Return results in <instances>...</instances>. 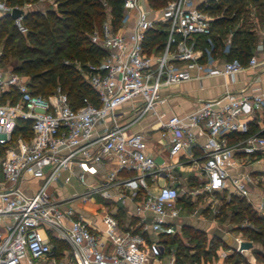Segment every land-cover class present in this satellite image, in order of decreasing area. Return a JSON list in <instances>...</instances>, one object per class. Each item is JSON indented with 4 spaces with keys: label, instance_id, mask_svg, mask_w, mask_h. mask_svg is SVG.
<instances>
[{
    "label": "built area",
    "instance_id": "built-area-1",
    "mask_svg": "<svg viewBox=\"0 0 264 264\" xmlns=\"http://www.w3.org/2000/svg\"><path fill=\"white\" fill-rule=\"evenodd\" d=\"M29 7L0 1V15ZM21 17L13 23L25 31ZM107 18L88 35L106 55L86 63L80 74L95 102L82 99L72 109L59 87L46 97L34 96L16 72L0 71V264H148L145 232L157 236L178 217L179 191L169 182H157L169 179L175 165L200 161L201 189L210 194L226 191L245 199L249 185L264 183V172L255 179L236 171L250 157L264 154V136L249 132L248 125L256 120L255 112L264 117V91L235 93L224 82L221 96L200 100L189 113L160 120L154 110L162 101L161 89L184 82L209 77L233 82L247 71L255 74L250 83L258 82L264 75L262 46L252 49L243 64L218 63L208 38L209 48H195L197 36L210 34L212 17L192 0H170L156 13L145 0H123L119 26L113 29ZM149 31L163 32V42L146 48ZM149 116L158 119L150 131L158 132L167 152L160 163L146 152L143 131H127ZM18 120L29 121L28 138L12 136ZM233 133L242 137L229 144L227 136ZM238 153L241 158L235 157ZM171 158L182 160L170 163ZM104 163L113 165L98 176L97 167ZM24 178L38 185L30 189ZM60 178L66 186L75 181L83 191L66 197L56 190L48 193ZM94 196L132 203L138 222L121 226L115 211L107 209L99 216L102 228L91 226L75 203ZM239 245L237 240L235 249L242 252ZM166 264L175 263L170 259Z\"/></svg>",
    "mask_w": 264,
    "mask_h": 264
},
{
    "label": "trees",
    "instance_id": "trees-1",
    "mask_svg": "<svg viewBox=\"0 0 264 264\" xmlns=\"http://www.w3.org/2000/svg\"><path fill=\"white\" fill-rule=\"evenodd\" d=\"M0 1L11 7L23 2L31 5L29 9L24 10L20 19L21 26L26 29L25 37L22 39H28L36 45H40L39 49L22 44V41L16 44L18 50L14 51L12 47L7 49L9 37L12 36L10 33L6 34V40L3 42V57L6 56L7 52H12L13 57L18 59V66L12 70L26 77V85L30 94L46 97L52 94L51 89L54 90L57 86L60 92L67 96L69 106L72 109L81 106L82 99L95 102L94 92L76 71L73 64H68V61L77 63L81 69L85 70L86 63H98L106 55L102 49L90 42L88 35L101 24L99 20L103 15L101 9L103 3L108 8L110 23L113 29H116L122 19L123 0H45L46 8L43 11L33 8V4L37 0ZM164 1L147 0L150 6L156 8L161 7ZM247 5H251L256 12L257 10L259 12V9L261 10L264 5V0H208L206 6L200 4L198 9L211 16L213 20L210 22V34L197 36L195 48H209V42L206 40L208 38L212 45V53H215L217 47L222 49L219 35H214L215 31L223 32L235 24L236 27L231 32L229 48L227 52L223 53L224 59L245 63L257 38L256 34L248 30L247 20L245 21L247 15L245 6ZM239 19L241 21L237 25ZM243 24L246 25L244 28L242 27ZM6 25H10L12 30L19 32L13 24V19L7 14H2L0 15V40L6 33ZM37 36L41 37L43 41L39 40ZM163 40V32L149 31L146 34L144 46L150 48L155 43L161 44ZM261 42L264 50V36ZM61 57L68 61H61ZM255 131V126L250 125L249 132ZM259 134L264 136V130ZM17 135L24 138L30 136L29 121L18 120L16 122L12 136ZM231 198L240 204L239 209L243 213L249 215L248 220L258 227L256 230L245 228L241 232L244 234L249 232L251 237L259 241L264 248V215L257 216L256 211L244 199L236 196H231ZM182 231L188 236L185 229ZM167 238L164 243L169 244ZM171 244L174 245L176 264H182L184 259L192 264H199L200 250L202 249L200 246H194V252L188 254L190 248L187 246L175 241H172ZM254 254L256 258L260 256L264 259L259 250Z\"/></svg>",
    "mask_w": 264,
    "mask_h": 264
},
{
    "label": "crops",
    "instance_id": "crops-1",
    "mask_svg": "<svg viewBox=\"0 0 264 264\" xmlns=\"http://www.w3.org/2000/svg\"><path fill=\"white\" fill-rule=\"evenodd\" d=\"M208 0H192L193 5L198 7L200 4L203 2H207ZM42 8V7H41ZM29 9V8H28ZM38 10H43L40 8H36ZM245 9L247 11V27L250 32H253L256 34L257 38L256 41L253 45V49L257 46H262V37L264 36V13L257 12L254 10V8L251 5L245 6ZM211 17V16H210ZM213 20V18H212ZM240 19H239V24H240ZM238 25V24H237ZM217 36V34H214ZM231 33H228L224 39H220L221 41V46L222 49L219 47L216 48L215 51V56L218 59V63H220L224 59V52H227L229 48V42L231 39ZM255 75L254 72L247 71L245 73L238 74L235 76L234 81L230 82L227 79H223L222 77H209V78H204L198 82L195 81H189V82H184L181 83L177 86H172L169 88H163L160 90V98L161 102L156 103L154 106L155 112L160 115V120H164L167 116L171 114H185L193 111L196 109V107L199 104L200 100H206L210 98H215L219 97L223 94L224 92V86L223 83H227L226 88L228 90H231L232 92L238 93L244 89L247 88L248 91L252 92H258V91H264V75L258 76L259 81L252 84L250 83V80L252 76ZM127 106H124L123 108H126ZM256 120L251 121L248 123V125H253L256 128V131L262 132L264 130V117L258 112H255ZM158 119L155 118V116H149L145 120H143L139 125L132 126L129 128L127 131L128 132H135V131H143L146 134V152L151 154L153 157L154 161L156 163L162 162L165 158H167V152L165 149L162 147V141L159 138L158 132L156 130L150 131V126L152 127L151 129H154L157 127ZM102 129V127L98 126V129ZM237 138H239L238 134H229L227 136V141L229 144L235 143ZM198 143L203 142V138L199 137L197 139ZM193 153L197 155L198 149H194ZM264 155V154H262ZM260 154H255L253 157H250L248 161H253L254 163L250 166L249 162H246V165H241L240 168L236 169L238 172H247L253 176L255 173L257 174L255 179H259L260 175L262 172H264V164L262 162H256L257 158L260 157ZM236 158H241L242 154L238 153L235 156ZM181 161L182 159L178 158H171L169 159V162L174 163L176 161ZM197 165L200 163V161L196 162ZM113 165V163H104L101 164L97 167V175H102L105 172L108 171V169ZM191 164V163H184L180 165H175L171 170H170V177L169 179L165 180H157L159 184L163 183H168L173 184L175 188L179 191V197L177 199V207L179 209L178 217L174 222L171 224L167 225L164 227L162 232L155 236L154 234H151L150 232H145V246L147 249V259H148V264H166L167 261L170 259L174 260L175 263V250H174V245H169L164 243L165 242V237H168L169 234H178L181 240L183 239H188L187 235L183 234V229H191L192 225L190 223H185L183 222L185 219H189L192 216H183L182 211L183 207L181 204L183 201V198H180L181 194L184 192L185 197L188 199V197L193 196V192H189L188 190L192 189L194 190L198 185L201 186L202 182V176L199 173V170L197 169L198 166ZM260 166L261 171H257L254 169V166ZM263 170V171H262ZM97 177V176H96ZM254 177V176H253ZM258 184H264L262 182H257V184L253 185H258ZM72 186V185H71ZM202 190V189H201ZM248 190V196L244 199L247 204H249L254 211L258 209V207H261L263 210L262 215H264V195L261 197H258L257 199L254 198V202H251V196L249 195V188ZM61 192L62 196L66 197L68 195L66 192ZM227 193L226 191H223ZM223 192H213L212 194H218V193H223ZM230 196V195H229ZM101 200L98 196H94L93 199L88 200L87 202H84L82 204L86 203H91L94 204L96 201ZM110 201V207L108 208L107 206L102 209V213L106 211L107 209H111V211H115V217L118 219L119 223L121 226H124L126 224H136L139 220V215L136 214L134 205L128 201H124L121 203V201L116 200L115 198L109 199ZM185 201V200H184ZM187 204V202H186ZM184 205V204H183ZM185 206V205H184ZM75 208L81 213V215L90 223L91 226H95L97 228H102V225L99 222V216H94L92 215L88 210H82L81 206L75 205ZM212 215L210 214L211 217H215V214L211 212ZM149 216L147 215L146 221H148ZM200 223H204L205 221L202 220V215H199L197 217ZM209 219V218H208ZM206 225H209V222H205ZM199 228H203L202 226H199ZM198 228V229H199ZM224 244L228 245L227 249H223L221 251L220 249H215L214 255L215 259L211 264H225L227 261V257H229L231 254H234L236 256H240L244 259H246L247 264H255L253 258L251 257V254H247L246 252H239L237 249H235V243L230 244L227 241H224ZM189 249L188 254H192L194 252V246L190 247L187 246ZM243 250V249H242ZM251 250V248H250ZM224 254V257L221 255ZM249 257V258H248ZM224 258V259H223ZM199 264H208L206 260H204V257L200 254V259H199ZM224 261V263H223ZM184 263V262H183ZM176 264V263H175Z\"/></svg>",
    "mask_w": 264,
    "mask_h": 264
},
{
    "label": "rangeland",
    "instance_id": "rangeland-1",
    "mask_svg": "<svg viewBox=\"0 0 264 264\" xmlns=\"http://www.w3.org/2000/svg\"><path fill=\"white\" fill-rule=\"evenodd\" d=\"M169 1L170 0H165L163 5L159 8L150 6L147 0H145V3L149 9H151L153 12L156 13ZM45 2H46L45 0H37L33 4V8L36 9L38 7L44 10V8H46ZM26 5H30V4L25 3V2L20 3V4H15V6L17 7L26 6ZM102 5L103 6L101 9L103 10V15L99 20L101 21V24L108 19L107 17L109 15V12H107L108 9L105 6V4L103 3ZM52 7L54 8V5H52ZM259 12L262 14L264 13V5L261 8V10L259 9ZM246 20L247 18L245 19V21ZM20 25H21V22H20ZM245 26H246L245 24L242 25L243 28ZM162 27H165V26H162ZM235 27L236 25L234 24L226 28L223 32L215 31L214 34L219 35L220 39H224L225 36L228 33H231ZM5 28H6V33L4 37L0 40V71L4 73H6L8 70L14 69L19 64L18 59L16 57H13L12 52L10 53L7 52L6 56L3 57V42L6 40L5 39L6 34L10 33L12 35L9 37V42H8L9 44H8V47H6L7 49L12 47L14 51L18 50L16 48V44L20 41H22V44H26L29 47L32 46L37 49H39L40 47V45H36L35 43L29 41L28 39H24V40L22 39L23 37H25V34H26L25 28H24L25 31H20L16 27L19 32L12 30V27L10 25H6ZM98 28H94V29H98ZM35 32H37L36 29H35ZM37 38L43 41L41 37L37 36ZM41 48L43 49V47ZM61 61L66 62L68 60L61 57ZM68 62H69L68 64H71V65L73 64V67L76 69V71L79 74L84 72V70L81 69L77 63H71L70 61ZM17 74L26 80V77L23 74H19V73ZM54 90L51 89L50 92ZM0 154H2V152ZM248 162L249 163L251 162L249 164L250 166L254 163L253 161H248ZM256 162H262V164H264V155H261L260 157H258ZM254 169H256L257 171H261L260 166H257V165L254 166ZM247 172L249 171L247 170ZM256 175H257L256 173L253 175L254 178L257 177ZM2 178L3 177L0 171V180ZM38 182L39 181L36 179L24 178V185L30 189L35 188L38 185ZM71 185H67V186L63 185L62 180L60 178L56 182V184H53V185L51 184L48 187V193H53V191L56 190L59 197H64L62 196L61 192H59V190H61L62 192L63 191L66 192V194L64 193L65 196L78 194L83 191V187L77 184L75 181H72ZM201 188L202 186L198 185L194 190L192 189L188 190L189 192L191 191L193 192V196L188 197V199L185 197L186 195H184L185 189H184V192L181 194L180 198H183L182 203L185 205L184 206L183 204H181L183 207L182 215L184 217L189 216V215L192 216L187 220L185 219L183 222L190 223L192 225V228L185 230L187 231L188 239L181 240L178 234H173V235L169 234L168 238L165 237V240L166 238L168 239L169 245H172L171 244L172 241H175L176 243L177 242L181 243L183 246H190V247L200 246V248H202L200 250V254L202 255V257H204V260H206L208 264H211L212 259L214 261L216 259L215 256L217 257V255H214V251L216 248L217 249L221 248V251L223 249L224 250L227 249L228 245L227 244L225 245L224 241H227L230 244H233V243L236 244L237 240L238 242H240V244L243 242H250L251 250L250 248L243 249V252H246L247 254L248 253L251 254V257L253 258L255 264H264L263 258H261L260 256L256 258L254 256L255 255L254 253L259 250L261 252V256L264 257V248L260 245V242L254 240L249 234V232H247V234H244L241 232V230H244L245 228L256 230L258 227L248 220L249 215L247 213H243L241 209H239L241 207L240 204H237L236 200L232 199L231 196H228L225 192L213 195V194L202 191ZM248 188H249V195L251 196V199H250L251 202H254V198L257 199L258 197H261L264 195V184L249 185ZM75 204L81 206L82 210H86V211L88 210L94 216L95 215L100 216L102 214V209H104L106 206L108 208H111L110 201L105 200V199H101V200L98 199V201H96L94 204H91V203L82 204L79 202H76ZM213 210H216L214 211L216 212L214 213L215 214L214 218L210 216V214L212 215L211 212H213ZM255 214L257 216L260 215L257 212ZM199 215H202V220H204L205 222H209L208 223L209 225L205 226L204 225L206 224L205 222L200 223L199 220H197L198 219L197 217ZM199 226H202L203 228L200 229ZM225 260L227 261L225 264H247L246 259L240 256H236L234 254H231L228 258L224 259V261ZM183 261L184 263L188 262L187 259H184Z\"/></svg>",
    "mask_w": 264,
    "mask_h": 264
},
{
    "label": "water",
    "instance_id": "water-1",
    "mask_svg": "<svg viewBox=\"0 0 264 264\" xmlns=\"http://www.w3.org/2000/svg\"><path fill=\"white\" fill-rule=\"evenodd\" d=\"M22 11L16 8H13L9 14V16L14 20L22 15ZM240 249H249L251 248L250 242H243L239 245Z\"/></svg>",
    "mask_w": 264,
    "mask_h": 264
}]
</instances>
